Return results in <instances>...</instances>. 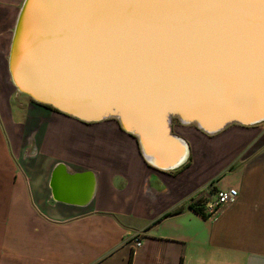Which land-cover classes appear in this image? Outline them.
<instances>
[{
  "label": "crops",
  "instance_id": "crops-1",
  "mask_svg": "<svg viewBox=\"0 0 264 264\" xmlns=\"http://www.w3.org/2000/svg\"><path fill=\"white\" fill-rule=\"evenodd\" d=\"M20 3L0 0V264H264V121L212 134L180 171L152 167L114 120L79 122L14 90ZM60 143L85 153L61 158ZM228 188L236 199L214 215L192 209Z\"/></svg>",
  "mask_w": 264,
  "mask_h": 264
},
{
  "label": "water",
  "instance_id": "water-1",
  "mask_svg": "<svg viewBox=\"0 0 264 264\" xmlns=\"http://www.w3.org/2000/svg\"><path fill=\"white\" fill-rule=\"evenodd\" d=\"M6 67L17 92L116 119L170 171L190 155L172 119L209 135L264 121V0H22Z\"/></svg>",
  "mask_w": 264,
  "mask_h": 264
},
{
  "label": "rangeland",
  "instance_id": "rangeland-1",
  "mask_svg": "<svg viewBox=\"0 0 264 264\" xmlns=\"http://www.w3.org/2000/svg\"><path fill=\"white\" fill-rule=\"evenodd\" d=\"M12 33V32H11ZM9 77V76H8ZM15 90V89H14ZM16 91V90H15ZM21 98H23L24 100H26L27 98L24 96L23 94V97L21 96ZM110 119V118H109ZM109 119H105V120H109ZM89 124V123H87ZM172 126L173 127H176L177 131L181 134V138H183L185 141H187V143L189 144V149L191 151V148L194 150L195 148L199 147L201 142L202 143H205L207 145H214L215 143L210 140L211 139V136L212 135H209V134H206L207 137H202L200 139L196 138V135L195 133L198 134V132H196V130L194 129V125L193 124H188V125H183V124H180L178 123V121L176 119H172ZM196 128V127H195ZM55 153L57 155H60L61 158H64V156H66V154L68 153L69 155L70 154H77V153H80V152H76L74 153L75 151H82L81 153H85V150L83 151L82 148L80 149H76V148H70L67 144H63L61 145V143L59 144L58 147H55ZM192 153V152H191ZM208 151H206V153L204 154V157L203 158H206L208 157ZM191 155V154H190ZM71 156V155H70ZM192 157V156H191ZM228 177H225L223 179L226 180Z\"/></svg>",
  "mask_w": 264,
  "mask_h": 264
},
{
  "label": "built area",
  "instance_id": "built-area-1",
  "mask_svg": "<svg viewBox=\"0 0 264 264\" xmlns=\"http://www.w3.org/2000/svg\"><path fill=\"white\" fill-rule=\"evenodd\" d=\"M238 192L234 188H228L226 190H218L216 193L211 195L210 201L207 203L204 202L200 207H204L202 211L208 216L214 215L216 211L221 209L225 205H229L234 202ZM133 243L136 248L141 246V241L138 237L134 236Z\"/></svg>",
  "mask_w": 264,
  "mask_h": 264
},
{
  "label": "trees",
  "instance_id": "trees-1",
  "mask_svg": "<svg viewBox=\"0 0 264 264\" xmlns=\"http://www.w3.org/2000/svg\"><path fill=\"white\" fill-rule=\"evenodd\" d=\"M14 88V87H13ZM15 89V88H14ZM25 96V95H24ZM31 103H33V104H36V105H40V107H44V108H46V109H48V110H52V111H55V113H57V114H61V115H65V114H63V113H61L60 111H57L55 108H53L52 106H50V105H46V104H40L39 102H36V101H33V100H31L29 97H27V96H25ZM65 116H68V117H70L69 115H65ZM71 119H73V120H76V121H79V122H83V121H80V120H77V119H75V118H72V117H70ZM109 120H114L115 122H117V120L116 119H114V118H110ZM118 124V123H117ZM119 126V125H118ZM172 128H173V130H174V127L172 126ZM194 129L196 130V132H198V133H200V134H203V135H206L205 133H203V132H201L199 129H197V128H195L194 127ZM172 130V131H173ZM174 132V131H173ZM129 134V133H128ZM130 136H132V134H129ZM132 138H134L135 140H136V138L134 137V136H132ZM136 143H137V140H136ZM138 144V143H137ZM190 162H192V157H191V155H189V158H188V160L183 164V165H181L178 169H177V171H180V170H182L183 168H186L187 166H189L190 165ZM196 202V201H195ZM195 202H193V203H191L190 205L192 206V209L194 210V211H197V212H199V213H201V214H203L204 212L202 211V209L203 208H201L200 206H201V203L199 204V202L196 204ZM136 237H138V235H136ZM139 238V237H138ZM131 260H132V254L130 253V256H129V259H128V264H131Z\"/></svg>",
  "mask_w": 264,
  "mask_h": 264
}]
</instances>
